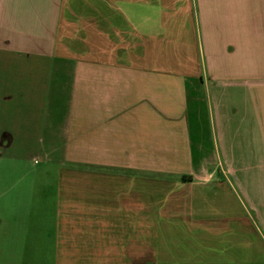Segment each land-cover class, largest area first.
<instances>
[{
  "label": "crops",
  "instance_id": "1",
  "mask_svg": "<svg viewBox=\"0 0 264 264\" xmlns=\"http://www.w3.org/2000/svg\"><path fill=\"white\" fill-rule=\"evenodd\" d=\"M13 152L0 264H264V0H0Z\"/></svg>",
  "mask_w": 264,
  "mask_h": 264
},
{
  "label": "rangeland",
  "instance_id": "2",
  "mask_svg": "<svg viewBox=\"0 0 264 264\" xmlns=\"http://www.w3.org/2000/svg\"><path fill=\"white\" fill-rule=\"evenodd\" d=\"M19 153L7 154L0 161V213L3 217L15 222V230L17 231L9 239L7 238L8 234L5 236L7 244L0 242V263L18 261L22 255L23 249L19 245L21 242L18 243V232L23 230L22 218L15 212L27 209L29 203L28 195L31 191L33 180L46 178L47 183H49L46 186L48 188L53 186L51 184L58 176L55 168L52 167H44L40 169V172H36L32 167V161L19 156L21 155ZM41 187L39 192H41ZM50 193L49 191L47 192L48 201L46 204L51 209L53 208V200L50 201ZM48 219L50 218L47 217ZM34 226L38 227L37 224Z\"/></svg>",
  "mask_w": 264,
  "mask_h": 264
},
{
  "label": "trees",
  "instance_id": "3",
  "mask_svg": "<svg viewBox=\"0 0 264 264\" xmlns=\"http://www.w3.org/2000/svg\"><path fill=\"white\" fill-rule=\"evenodd\" d=\"M187 178H190L191 179V176H188V175H184L183 176V179H187Z\"/></svg>",
  "mask_w": 264,
  "mask_h": 264
}]
</instances>
